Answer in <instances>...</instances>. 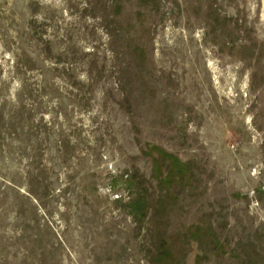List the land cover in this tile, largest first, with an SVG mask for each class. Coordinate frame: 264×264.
I'll list each match as a JSON object with an SVG mask.
<instances>
[{"label":"rangeland","instance_id":"obj_1","mask_svg":"<svg viewBox=\"0 0 264 264\" xmlns=\"http://www.w3.org/2000/svg\"><path fill=\"white\" fill-rule=\"evenodd\" d=\"M0 264H264V0H0Z\"/></svg>","mask_w":264,"mask_h":264}]
</instances>
